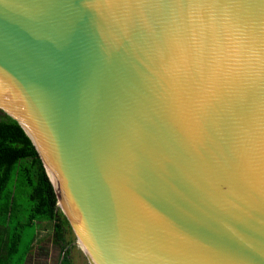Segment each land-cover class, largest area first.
Masks as SVG:
<instances>
[{
	"label": "water",
	"instance_id": "obj_1",
	"mask_svg": "<svg viewBox=\"0 0 264 264\" xmlns=\"http://www.w3.org/2000/svg\"><path fill=\"white\" fill-rule=\"evenodd\" d=\"M0 111L84 264H264V0H0Z\"/></svg>",
	"mask_w": 264,
	"mask_h": 264
},
{
	"label": "trees",
	"instance_id": "obj_2",
	"mask_svg": "<svg viewBox=\"0 0 264 264\" xmlns=\"http://www.w3.org/2000/svg\"><path fill=\"white\" fill-rule=\"evenodd\" d=\"M21 189L28 195L30 201L29 225L34 221H37L38 226L42 222L50 225L56 241L64 244L66 231L72 232V229L61 209L57 207V196L42 160L18 122L3 115L0 118V216L3 217L0 222V248H3L5 258L16 254L21 242L20 226L17 227V224L13 230L6 227L11 218L18 213L17 194ZM5 229L7 237L4 248L1 236ZM33 244L34 240L31 239L26 245L24 259L32 250ZM60 264H74L69 251H66Z\"/></svg>",
	"mask_w": 264,
	"mask_h": 264
},
{
	"label": "rangeland",
	"instance_id": "obj_3",
	"mask_svg": "<svg viewBox=\"0 0 264 264\" xmlns=\"http://www.w3.org/2000/svg\"><path fill=\"white\" fill-rule=\"evenodd\" d=\"M3 115L4 114L0 111V118ZM17 196L18 213L11 218L6 227H8L9 230H13L18 224L17 227L20 226L19 231L22 230L21 242L18 247V252L12 257L8 256L5 258L4 250L0 248V258L2 260H0V264H60L66 251H69L70 259L74 264H84L82 246L78 243L74 232H70V230L66 231V241L63 244L56 241L55 233L50 225L42 222L41 224L39 223L40 227L37 221L29 225V197L25 194L23 189L19 191ZM2 218L3 217L0 216V222ZM6 237L7 230L5 229L2 231L1 236V244L4 248L6 247ZM31 239L34 240L33 250H31L24 259L23 253L25 252V247Z\"/></svg>",
	"mask_w": 264,
	"mask_h": 264
},
{
	"label": "bare ground",
	"instance_id": "obj_4",
	"mask_svg": "<svg viewBox=\"0 0 264 264\" xmlns=\"http://www.w3.org/2000/svg\"><path fill=\"white\" fill-rule=\"evenodd\" d=\"M51 180H52V181H53V183H54V178H52V177H51ZM79 244L82 246V244H81L80 242H79Z\"/></svg>",
	"mask_w": 264,
	"mask_h": 264
},
{
	"label": "crops",
	"instance_id": "obj_5",
	"mask_svg": "<svg viewBox=\"0 0 264 264\" xmlns=\"http://www.w3.org/2000/svg\"><path fill=\"white\" fill-rule=\"evenodd\" d=\"M33 250V249H32Z\"/></svg>",
	"mask_w": 264,
	"mask_h": 264
}]
</instances>
